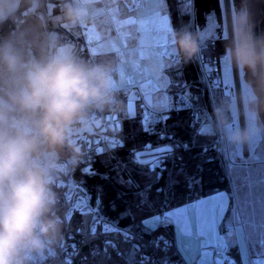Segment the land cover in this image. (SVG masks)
<instances>
[{
	"label": "rangeland",
	"instance_id": "obj_1",
	"mask_svg": "<svg viewBox=\"0 0 264 264\" xmlns=\"http://www.w3.org/2000/svg\"><path fill=\"white\" fill-rule=\"evenodd\" d=\"M174 1H177L175 4L179 15L180 11L185 13L187 24L178 14L171 12L167 0H160L159 3L152 0H46L47 4H44V0H0V25L7 19L12 21V35L22 43L15 46L26 56L41 58L68 50L84 64L111 68V104L103 109L89 110L84 120L69 131V142L78 151L73 153L68 148L63 149L52 172V190L57 200L54 213L62 222L60 237L42 254L34 255L29 264H97L100 255L93 247H115L117 236L127 243L132 241L129 230H105L104 224L97 220L99 207L93 205L95 201L91 200L90 193L79 179H82L84 172L90 174L94 170L96 165L93 159L97 156L103 163L114 165L113 169H118V175L124 172L122 179L125 181L128 180L127 175L132 179V173L141 176V173H145L149 180L144 185L149 189L148 184L155 183L158 180L155 177L160 173L138 166L136 169L130 161L116 162L115 152L127 142V121L139 119L142 126L143 116L158 105L164 95L174 97L181 90L200 100L203 92L205 96L207 91L212 109L191 101L189 109L173 113L177 117L186 115L189 130L194 133L212 132L217 137L230 182L234 186L231 194L220 192L228 193L232 203H228L229 197L226 196L224 210L215 219L211 216L207 218L211 239L202 233L201 223L194 221L190 235L176 236V254H180L187 264L193 261L195 264H201V261L204 264H264V131L254 134L249 143L242 146L231 143V135L253 126L248 105L253 76L244 68L237 71V66L224 51L232 39L234 15L247 13L253 30L250 1L216 0L205 11L200 9L198 0H192L190 7L185 0ZM66 5L80 9L81 19L69 22L65 16ZM217 10L220 11L219 16ZM227 11L231 12L230 18L225 15ZM259 11L257 27L261 37L264 32V0L260 2ZM17 13H20L19 17L14 16ZM174 16H177V20ZM165 17L167 30H162ZM182 32L192 33L198 38L199 51L192 58L198 68L203 65L212 69L207 75H202L198 70V85L188 83L180 68L185 57L179 52L173 34ZM3 38L0 31V45H3ZM202 54L205 58H201ZM165 84L171 86L166 93L162 91ZM177 84L188 87L177 89ZM241 118L244 122H241ZM260 122L263 124L261 118ZM171 126L168 123L166 128L157 126L156 132L163 131L169 137H174ZM148 134L154 135L151 132ZM174 142L182 144L177 139ZM157 143L152 141L148 145ZM141 156L150 159L146 153H141ZM240 161L247 162L243 177L247 186L243 195V230L234 226L233 219L242 203L233 176L234 165ZM131 162L134 163L133 158ZM69 193L82 194L86 206L77 207L76 196L70 197ZM106 235L113 240L104 239ZM160 238H166L169 242L167 249L161 247L169 252L173 240L169 241L167 235ZM86 245L87 249L84 248ZM221 246L225 249L223 254L217 251ZM84 253L87 254L84 256ZM143 258H146L144 262H149L151 257L142 255ZM169 264L180 262L171 260Z\"/></svg>",
	"mask_w": 264,
	"mask_h": 264
},
{
	"label": "clouds",
	"instance_id": "obj_2",
	"mask_svg": "<svg viewBox=\"0 0 264 264\" xmlns=\"http://www.w3.org/2000/svg\"><path fill=\"white\" fill-rule=\"evenodd\" d=\"M65 16L76 22L82 11L66 5ZM173 39L186 59L197 55L195 35L174 33ZM225 55L258 85L248 97L253 126L229 137L242 146L264 131V37L254 35L247 13L233 16ZM110 71L68 50L34 58L14 43L0 45V264H29L59 239L52 172L63 149L78 151L69 131L89 110L111 104Z\"/></svg>",
	"mask_w": 264,
	"mask_h": 264
},
{
	"label": "trees",
	"instance_id": "obj_3",
	"mask_svg": "<svg viewBox=\"0 0 264 264\" xmlns=\"http://www.w3.org/2000/svg\"><path fill=\"white\" fill-rule=\"evenodd\" d=\"M45 2L46 0H44V4ZM175 3L177 1L167 0L171 12L174 15H179ZM180 14L179 16L187 24L188 20L185 13L180 11ZM14 16L19 17L20 13L14 14ZM174 19L177 20V16H174ZM11 25L12 21L10 19L1 22L0 31L4 36L2 43L11 42L15 45H21L22 43L17 42L12 35L11 30L13 31L14 25L12 27ZM180 68L188 83L198 85L199 68L195 61L183 58ZM205 94L204 96L203 92L202 100L191 96V101L195 104L198 103L199 106L205 104L210 110L212 109V105L207 91H205ZM184 116L186 115L177 117L175 113H172V118L167 123L173 125L170 127V130L175 139L181 141L182 144L190 143V141L192 143L196 140L193 144L190 143L192 147L189 151L184 152L181 149L178 153L179 156L183 157V163L186 165L187 170L196 175V183L186 185L183 181H179L170 184L169 173L172 171L173 166L169 164L168 170L163 171L160 179L155 183L148 184L149 189H146V185H144V182L147 184L149 180L145 173H141L142 176L132 173L134 177L131 180H135V182L131 186L127 183L121 184L120 181L124 172L118 175V169H113L114 165L103 163L97 156H94L93 159V164L96 165L94 166V170L90 174L81 172L83 173L82 179L79 180L90 193L91 200L95 201L93 205L99 207L98 213L102 220L108 222L116 221L119 228L129 230L132 234V241L129 243L125 242L123 238H119L120 236H117L114 241L115 247L110 245L109 249H103V246H98L95 247L97 250L93 247L94 251L100 255V262H96L97 264H149V262L150 264H162L164 260H167L168 264L171 260L178 261L180 264H187L180 254H176L178 251L175 249V246H172L169 252H165L162 249L157 250L152 246L149 237L144 235L145 229L141 226L142 218L151 213L163 211L164 207L181 206L189 201H194L195 199L217 192L225 191L230 194L232 193L233 183L230 182L231 178L229 172L226 170L225 159L221 151L222 147L217 141V137L212 132L200 134L189 130L187 117ZM125 127L127 142L124 147L116 150V162L130 161L133 167L138 169L136 162H131L133 154L138 149L152 143V141L158 142L157 144L168 143V141L165 140L164 142V139L156 134L151 135L143 132L139 119L127 121ZM201 149H204V151L202 152ZM130 167L132 168V166ZM129 178L127 175L126 179ZM138 193H143V195H138ZM97 200H99V204L96 203ZM172 233L173 230L166 226L158 231L160 237L167 235L169 241L173 240ZM103 238L106 240L108 238L112 239L108 235L103 236ZM136 245L139 247L136 248ZM84 248L87 249V245ZM86 254L84 253V256ZM142 255L150 256L151 258L148 259L150 261L144 262L146 258L141 259ZM234 256L237 257V255ZM95 259L97 260L96 256Z\"/></svg>",
	"mask_w": 264,
	"mask_h": 264
},
{
	"label": "snow or ice",
	"instance_id": "obj_4",
	"mask_svg": "<svg viewBox=\"0 0 264 264\" xmlns=\"http://www.w3.org/2000/svg\"><path fill=\"white\" fill-rule=\"evenodd\" d=\"M153 3H159L160 0H152ZM187 6H191L192 0H185ZM162 30H167V18L162 20ZM202 75H207L212 71L210 67L201 66L199 69ZM171 87L168 84L163 85L162 91L167 92L168 88ZM177 89H185L188 86L186 84H177L175 86ZM191 107V97L187 92L181 90L174 97L164 95L158 105L153 106L144 116L142 131L147 133H153L157 136H162L164 140H168L169 143H162L157 145H144L141 149H138L136 153L133 154V159L138 167H142L145 170L152 169L160 176H156V179H160L163 175L161 169L164 171L168 170V165L172 164L173 169L169 173V183H176L183 181L187 184L196 183V175L187 170L186 165L183 163V157L179 156L178 153L182 149L184 152L190 150L189 144H177L174 142V137H169L165 132H156L157 126L163 125L167 127V122L172 118L173 112L186 111ZM203 152L204 149H201ZM141 153H146L150 159H145L141 156ZM247 162L240 161L239 164L234 165L233 176L235 178L236 189L239 194H241V206L236 209L234 219V226H238L240 230L245 228L243 223L244 220V205H243V193L246 191V183L243 179L244 177V167ZM264 167V166H262ZM199 171V169H198ZM127 183L129 186L133 184L131 179L127 181L121 179L120 183ZM71 196H76L77 207L86 206V200L82 198V194L69 193ZM138 195H143V193H138ZM228 196V203H232V198L228 193H216L213 197L199 199L195 202L185 203L181 206L176 207H164L163 211H158L157 213H151L148 216L142 218L141 226L145 229L144 235L149 237V240L153 246L160 250L163 246L167 249L169 242L166 238L161 239L158 235V231L162 227H168L173 230V241L172 246H175V238L178 235H190L191 226L194 221H199L201 223V231L203 234L207 235L209 239L212 237V233L207 230V218L211 216L213 219L217 216L219 212L224 210L225 197ZM99 204V200L96 201ZM239 217V220H236ZM97 220H100L101 224H104L106 231H118L119 225L116 221H105L101 220L97 216ZM95 223V221H93ZM113 225L115 227H113ZM95 229H93L94 231ZM243 235V232H240ZM150 264V262H149ZM162 264H168L167 260L162 261ZM192 264H195L193 261ZM201 264H204L201 261Z\"/></svg>",
	"mask_w": 264,
	"mask_h": 264
},
{
	"label": "water",
	"instance_id": "obj_5",
	"mask_svg": "<svg viewBox=\"0 0 264 264\" xmlns=\"http://www.w3.org/2000/svg\"><path fill=\"white\" fill-rule=\"evenodd\" d=\"M250 1V5H251V15H252V19H253V24H254V27H253V33L256 37L259 38V33H258V27H257V15L260 13L259 11V8H260V2L261 0H249ZM216 3V0H198L197 3L200 5L201 4V10L202 11H205L207 9L210 8V4L211 3ZM216 12H218V16H219V10H217ZM202 16V15H201ZM200 16V17H201ZM252 88H256L258 90V85L255 81V79L252 77ZM260 118L262 120V123L264 124V109H261L260 111Z\"/></svg>",
	"mask_w": 264,
	"mask_h": 264
},
{
	"label": "bare ground",
	"instance_id": "obj_6",
	"mask_svg": "<svg viewBox=\"0 0 264 264\" xmlns=\"http://www.w3.org/2000/svg\"><path fill=\"white\" fill-rule=\"evenodd\" d=\"M229 13L231 14L230 11H229V12L227 11L225 15H226V17H229V18H230ZM232 16H233V14H232ZM228 47H229V46H228ZM224 51H226V48L224 49ZM237 71H239L238 67H237ZM238 83H239V80H238ZM239 85H240V84H239ZM241 122H244L242 118H241ZM248 143H249V141H248ZM245 150H246V152H248L246 146H245ZM233 186H234V184H233ZM232 192H233V189H232ZM218 249H219V250H217V251H220L221 253H224V252H225V249H224L222 246H221V247H218Z\"/></svg>",
	"mask_w": 264,
	"mask_h": 264
},
{
	"label": "built area",
	"instance_id": "obj_7",
	"mask_svg": "<svg viewBox=\"0 0 264 264\" xmlns=\"http://www.w3.org/2000/svg\"><path fill=\"white\" fill-rule=\"evenodd\" d=\"M201 58H205V55H204V54H202V55H201ZM219 252H220V251H219ZM220 253H221V252H220ZM222 254H223V253H222Z\"/></svg>",
	"mask_w": 264,
	"mask_h": 264
},
{
	"label": "flooded vegetation",
	"instance_id": "obj_8",
	"mask_svg": "<svg viewBox=\"0 0 264 264\" xmlns=\"http://www.w3.org/2000/svg\"><path fill=\"white\" fill-rule=\"evenodd\" d=\"M262 17H264V15H262ZM262 34H263V35H262L261 37H264V32H263V31H262Z\"/></svg>",
	"mask_w": 264,
	"mask_h": 264
}]
</instances>
